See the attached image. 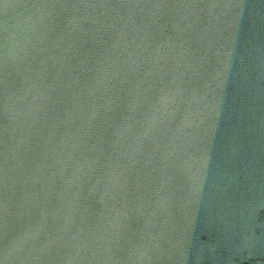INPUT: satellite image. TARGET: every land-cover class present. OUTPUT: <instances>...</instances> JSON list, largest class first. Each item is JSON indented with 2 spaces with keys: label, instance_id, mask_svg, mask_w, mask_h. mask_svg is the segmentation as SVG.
<instances>
[{
  "label": "water",
  "instance_id": "obj_1",
  "mask_svg": "<svg viewBox=\"0 0 264 264\" xmlns=\"http://www.w3.org/2000/svg\"><path fill=\"white\" fill-rule=\"evenodd\" d=\"M0 264H264V0H0Z\"/></svg>",
  "mask_w": 264,
  "mask_h": 264
}]
</instances>
